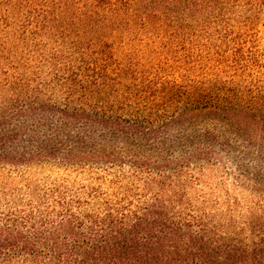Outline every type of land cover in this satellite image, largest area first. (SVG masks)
<instances>
[{
    "label": "trees",
    "instance_id": "1",
    "mask_svg": "<svg viewBox=\"0 0 264 264\" xmlns=\"http://www.w3.org/2000/svg\"><path fill=\"white\" fill-rule=\"evenodd\" d=\"M94 65L58 74L63 100L37 93L0 108V182L18 178L29 194L0 211V264H264V94L208 105L176 84L119 89ZM207 112L213 134L195 121ZM221 123L245 130L250 149ZM224 153L255 199L213 205L212 218L189 201L187 168ZM44 170L89 184L43 188L29 174Z\"/></svg>",
    "mask_w": 264,
    "mask_h": 264
},
{
    "label": "rangeland",
    "instance_id": "2",
    "mask_svg": "<svg viewBox=\"0 0 264 264\" xmlns=\"http://www.w3.org/2000/svg\"><path fill=\"white\" fill-rule=\"evenodd\" d=\"M93 1L0 0V108L37 93L63 100L58 74L88 63L121 82L115 84L119 89L176 84L183 92L203 94L208 105L225 97L232 105L256 104L264 94V0H100L97 6ZM213 116L195 117L197 126L213 134ZM221 124L224 135L247 145L245 130ZM248 130L262 140L255 123ZM224 155L225 162L187 168L189 201L207 207L212 218L213 205L255 199L237 188L235 163ZM29 175L43 188L56 179L73 188L89 184L65 170ZM14 198L29 199L21 180L0 182V211L13 208Z\"/></svg>",
    "mask_w": 264,
    "mask_h": 264
}]
</instances>
